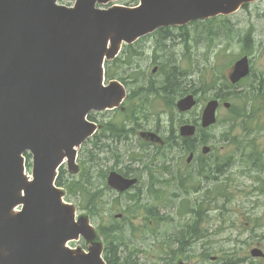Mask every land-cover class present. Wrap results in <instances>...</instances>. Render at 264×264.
<instances>
[{
    "label": "rangeland",
    "instance_id": "obj_1",
    "mask_svg": "<svg viewBox=\"0 0 264 264\" xmlns=\"http://www.w3.org/2000/svg\"><path fill=\"white\" fill-rule=\"evenodd\" d=\"M136 2L120 0L119 4L133 6ZM144 45L145 53L139 59V85L131 86L132 89L162 82L167 78L164 71L172 70L178 71L177 90L167 97L161 93L149 95L145 108L141 99L135 97L144 117L136 114L138 120H129L127 126L131 122L132 126L126 128L134 131L121 128L123 136L111 144L118 159H112L111 152L99 153L92 162L93 144L78 148L79 158L88 162L91 175L79 178L78 170L64 165L69 181L80 180L73 186L72 203L79 213L85 214L78 208L82 201L79 186L86 183L93 192L92 182L99 175V168L126 172L130 167L137 170L140 179L135 190L129 196H119L101 186L107 204L87 213L96 231L99 222L125 229L118 247L122 263L239 264L234 260L241 259L245 262L240 264H264V258L251 256L256 246L264 250V166L254 161L261 153L264 157V0L249 2L227 17L198 21L187 30L171 28L170 37L154 35ZM244 54L250 57L252 72L242 83L229 87L225 101L231 102L234 110L221 106L220 122L199 136L211 146L209 155H203L201 148L197 153L193 149L196 157L188 164L186 158L191 151L177 140H171L167 149L161 151L136 134L139 129L159 128L165 141L169 135L174 138L179 134L180 122L197 118L223 80L230 84L227 76ZM171 65L178 67L173 70ZM155 66L159 70L152 73ZM128 75L125 72V77ZM259 87L263 88L262 94L256 90ZM190 92L199 97L200 103L193 112L180 113L171 102L176 103ZM95 117L112 125L122 120L112 111ZM183 177H188L185 183ZM220 185L223 195L216 193ZM151 207L155 208L152 212L148 210ZM118 212L125 213L126 219L115 218L113 213ZM97 238L103 242L102 236L97 234ZM73 245L87 249L89 244L82 240Z\"/></svg>",
    "mask_w": 264,
    "mask_h": 264
},
{
    "label": "water",
    "instance_id": "obj_2",
    "mask_svg": "<svg viewBox=\"0 0 264 264\" xmlns=\"http://www.w3.org/2000/svg\"><path fill=\"white\" fill-rule=\"evenodd\" d=\"M113 1L76 0L66 7L57 0H0V264H106L99 242L89 253L65 247L80 235L94 239L95 231L84 216L76 221L74 207L55 185L64 158L74 168L75 147L95 130L86 120L89 112L117 107L125 97L120 82L104 86L105 60L123 43L160 27L231 14L255 0H139L137 7H96ZM249 65L248 56L239 59L231 82L246 77ZM196 103L189 94L177 107L186 112ZM218 107L217 99L207 103L204 128L215 124ZM180 133L193 136L196 126L184 124ZM142 136L160 141L154 133ZM28 151L33 181L25 174ZM135 181L117 172L108 178L119 191ZM19 204L23 211L13 213ZM252 255L264 253L255 248Z\"/></svg>",
    "mask_w": 264,
    "mask_h": 264
},
{
    "label": "trees",
    "instance_id": "obj_3",
    "mask_svg": "<svg viewBox=\"0 0 264 264\" xmlns=\"http://www.w3.org/2000/svg\"><path fill=\"white\" fill-rule=\"evenodd\" d=\"M183 30V29H182ZM171 29L169 28H164V29H160L158 30L154 35H163L165 37H170L171 36ZM145 53V45L141 44V43H135L132 45H126L121 54L113 61L108 62L106 67H107V76L109 78H119L121 80H126L125 79V72L127 69H122L121 71H119V68L112 70V67H128L131 70H133L134 67H139L140 66V57L142 55H144ZM170 67H173V70L177 69L176 65H171ZM171 72V73H170ZM164 73L166 74L167 78L166 80L162 81V82H150V84L148 85H140L137 88L132 89L131 95L129 99H133L135 97H138L139 99H141L144 108L146 106V103H144L146 100H148V96L152 95V94H158L161 93L163 94L165 97L170 96L172 94H174L177 90V85L179 84L178 81V71H172L169 70L168 72H166V70L164 71ZM232 85H229V83H226L225 80L222 81L221 83V87L219 88V94L218 96H220L221 98L226 99L228 97V91L230 90L229 87H231ZM225 90V91H224ZM217 94L215 93V96ZM171 104L174 105L173 102H171ZM143 113L142 110H140L139 108L136 109V107L133 105V103H131L129 106H127L126 110L122 113V116L124 117H129L130 121H136L138 120L137 118H135L136 114H140V117H144L141 114ZM123 128V127H121ZM121 128H113L111 130V133L108 137H106L105 139L102 138H97L96 141L94 142V146H97L95 151L91 154L92 156V162L96 161L94 160L96 158V156L99 153H109L111 152V157L112 159H118L119 155L114 152L113 148L111 149V144L115 143L116 141L118 142L119 138L121 139L122 132L123 129ZM105 140V143L104 141ZM171 140L175 141L177 140L181 146H183L186 150H193L195 149V144L192 143L193 140L188 139V138H182L180 136H176L174 139H172L170 136H167L166 138V143L167 145L170 144ZM100 141V142H98ZM110 142V143H109ZM28 160L30 161L31 155H28ZM262 159V158H261ZM133 160H135V158H133ZM259 159L255 162H258ZM261 162V161H260ZM258 164V163H257ZM264 165V164H262ZM106 169L105 168H99L98 169V176L96 179H94V181L92 182V189L95 190L93 192H91L88 189V186L85 184L79 186V191H80V198L82 201H80V205L82 206V208L88 210L91 213L93 212V208H96L99 205H103L105 206L107 204V201L105 199L104 194L100 191V187L101 186H105V177H106ZM137 170L136 169H132L130 168L127 172L126 175H128L129 173H135ZM136 174V173H135ZM91 175V169L90 167H87L85 170V175L84 178H89V176ZM64 175L61 174L58 178V184L60 185H66L67 186V181L66 179H64ZM99 178V179H98ZM188 177H183L182 178V182L185 183L187 181ZM101 183H100V181ZM80 183V182H77ZM75 186V185H70V187ZM78 187V186H77ZM90 188V187H89ZM220 190H223L222 186L220 185ZM220 195H223V192L219 191ZM109 208V207H108ZM155 209L153 207H151L150 209H148L150 212H152V210ZM150 216L151 215L150 213ZM126 219V217H124ZM124 219V220H125ZM127 221V220H126ZM103 235L105 236L106 239V249H105V259L108 262V264H128V261H126L125 263L121 262V258L118 256V247H119V242H122L123 238H124V232L125 229L122 226H119L118 228H116L112 223L109 226H101L100 227ZM194 229V227H193ZM118 243V245H117ZM133 264V262H132Z\"/></svg>",
    "mask_w": 264,
    "mask_h": 264
},
{
    "label": "flooded vegetation",
    "instance_id": "obj_4",
    "mask_svg": "<svg viewBox=\"0 0 264 264\" xmlns=\"http://www.w3.org/2000/svg\"><path fill=\"white\" fill-rule=\"evenodd\" d=\"M93 118L96 119V120H98L99 123H100V122H103V120H100V119L96 118L95 115H94ZM101 124H102V123H101ZM106 124H109V122H108V123L105 122V125H106ZM102 125H103V124H102ZM103 127H104V125H103ZM132 131H134V128L132 129ZM200 145H201V142H200V141L196 142V146L199 147ZM194 160H195V156H194L193 161H194ZM193 161H192V162H193ZM192 162H191V163H192ZM191 163H190V164H191ZM129 169H130V167H128L127 171H128ZM127 171H126V172H127ZM126 172H125V176H126V177H130V178H131V177H138L137 174H135V173H133V174H132V173H129L128 175H126ZM138 179H139V177H138ZM139 183H140V179L138 180V183L132 187V189L136 188V187L138 186Z\"/></svg>",
    "mask_w": 264,
    "mask_h": 264
},
{
    "label": "bare ground",
    "instance_id": "obj_5",
    "mask_svg": "<svg viewBox=\"0 0 264 264\" xmlns=\"http://www.w3.org/2000/svg\"><path fill=\"white\" fill-rule=\"evenodd\" d=\"M194 95H195V94H194ZM128 120H129V119H128ZM132 121H133V120H132ZM129 122H130V121H129ZM131 123H132V122H131ZM131 123H130V125H131ZM125 129H126V128H125ZM129 129H130V128H129ZM129 129H126V130H129ZM130 130L132 131V129H130ZM130 130H129L128 132H130ZM122 133H123V132H122ZM126 134H127V133H126ZM127 135H128V134H127ZM127 137H128V136H127ZM125 139H126V138H125ZM116 142H117V141H116ZM118 142H119V141H118ZM104 143H105V142H104ZM117 146H119V145H117ZM194 155H195V152H194V151H191L190 154H189V157L192 156V158H191L190 161H189V160L187 161L188 164H190V163L193 161V159H194ZM125 177H126V176H125ZM126 179H130V180H131V179H135V180H136L135 183L132 184V185L130 186V188H132L134 185H136V184L138 183V180H139L138 177H131V178H130V177H126ZM140 191H141V190H140ZM140 194H141V193H140Z\"/></svg>",
    "mask_w": 264,
    "mask_h": 264
}]
</instances>
